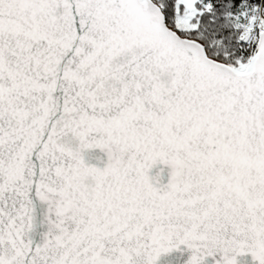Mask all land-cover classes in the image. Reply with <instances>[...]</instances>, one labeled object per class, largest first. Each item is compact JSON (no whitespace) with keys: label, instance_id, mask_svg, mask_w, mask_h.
<instances>
[{"label":"snow or ice","instance_id":"6c2138e0","mask_svg":"<svg viewBox=\"0 0 264 264\" xmlns=\"http://www.w3.org/2000/svg\"><path fill=\"white\" fill-rule=\"evenodd\" d=\"M0 264H264V0H0Z\"/></svg>","mask_w":264,"mask_h":264}]
</instances>
